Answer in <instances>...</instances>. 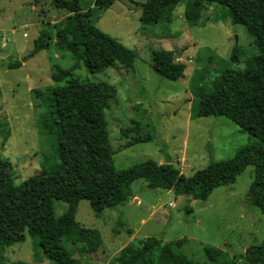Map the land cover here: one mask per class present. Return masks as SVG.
<instances>
[{"label": "rangeland", "instance_id": "rangeland-1", "mask_svg": "<svg viewBox=\"0 0 264 264\" xmlns=\"http://www.w3.org/2000/svg\"><path fill=\"white\" fill-rule=\"evenodd\" d=\"M65 1L69 7H56L55 0H0V161L14 185L58 162L49 101L56 84L53 76L61 71L71 79L113 86L105 120L118 170L154 160L190 176L256 141L224 116H199L193 93L195 86H209L223 70L243 68L245 60L258 54L254 38L244 25L231 21L226 7L205 4L192 23L184 16L192 0H173L157 23L144 26L139 16L145 0H118L99 18H91L96 28L134 51L133 68L126 72L116 64L90 73L58 44L57 33L65 27L63 19L71 15V7L86 11L94 0ZM39 36L46 48L27 58ZM234 47L239 50L237 63L230 60ZM154 50H173L186 66L184 76L176 81L158 76L150 67ZM15 61L24 65L10 69ZM139 137L151 140L132 144ZM253 175V166H247L233 184L215 188L205 201L137 180L130 186L131 199L115 208L97 214L87 200L80 201L77 230L100 234L102 244L92 264H127L126 247L140 248L153 239L171 244L176 254L193 262L239 261L248 247L264 242V214L249 199ZM66 209L65 202L53 201L56 217ZM77 242L71 245L63 239L62 245L86 264L89 256ZM206 249L219 252L215 261ZM17 262L54 264L27 232L23 242L0 253V264Z\"/></svg>", "mask_w": 264, "mask_h": 264}, {"label": "trees", "instance_id": "trees-1", "mask_svg": "<svg viewBox=\"0 0 264 264\" xmlns=\"http://www.w3.org/2000/svg\"><path fill=\"white\" fill-rule=\"evenodd\" d=\"M116 1L94 0L86 11L71 7V15L63 19L65 27L57 33L58 44L81 61L90 73L116 64L126 72L133 68L134 51L96 28L91 18L93 15L99 18ZM171 1L145 0L140 9L141 24L157 23ZM67 2L55 0V6L69 7ZM205 4L226 7L231 21L244 25L254 38L258 54L245 60L243 68L223 70L209 86H195L198 114L224 116L256 141L239 148L230 159L211 162L190 176L170 163L158 164L154 160L118 170L113 165L105 120V111L115 94L113 86L71 79L68 72L61 71L53 76L56 84L49 101L57 131L58 162L16 186L3 171L0 161V253L23 242L27 232L54 264H82L62 245L63 239L71 245L77 241L82 243L83 252L89 256L86 264H92L102 240L95 229L77 230L75 216L79 202L87 200L97 214L115 208L131 199L130 186L137 180L146 181L152 188L173 191L177 196L188 195L205 201L215 188L233 184L247 166H253L249 199L264 214V0H192L185 19L196 23ZM166 20L169 21L170 16ZM46 46L39 36L27 58ZM230 60L239 61L237 47L232 49ZM19 66L20 62H14L9 68ZM150 67L158 76L172 81L181 79L186 68L173 50L152 51ZM147 140L151 138L139 137L132 144ZM54 200L67 204L66 211L59 217L54 214ZM206 253L213 261L219 254L210 249H206ZM126 256H129L127 264H202L176 254L171 244L161 245L155 239L144 242L140 248L126 247L123 261ZM221 264H264V242L248 247L239 261Z\"/></svg>", "mask_w": 264, "mask_h": 264}, {"label": "crops", "instance_id": "crops-1", "mask_svg": "<svg viewBox=\"0 0 264 264\" xmlns=\"http://www.w3.org/2000/svg\"><path fill=\"white\" fill-rule=\"evenodd\" d=\"M92 5H93V4H91L90 7H92ZM3 42H4V40H3ZM3 42H2V43H3ZM5 42H7V41L5 40ZM24 60H25V59H24ZM15 62H17V61H15ZM22 65H24V63L20 62V66H19V67H21ZM19 67H18V68H19ZM14 69H15V68H14Z\"/></svg>", "mask_w": 264, "mask_h": 264}]
</instances>
